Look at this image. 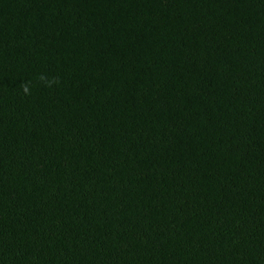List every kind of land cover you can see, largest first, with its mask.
Wrapping results in <instances>:
<instances>
[{"label": "trees", "instance_id": "16d2710c", "mask_svg": "<svg viewBox=\"0 0 264 264\" xmlns=\"http://www.w3.org/2000/svg\"><path fill=\"white\" fill-rule=\"evenodd\" d=\"M0 264H264V0H0Z\"/></svg>", "mask_w": 264, "mask_h": 264}]
</instances>
